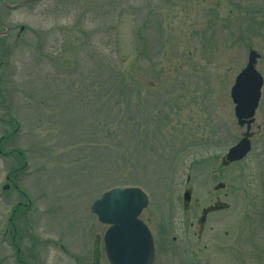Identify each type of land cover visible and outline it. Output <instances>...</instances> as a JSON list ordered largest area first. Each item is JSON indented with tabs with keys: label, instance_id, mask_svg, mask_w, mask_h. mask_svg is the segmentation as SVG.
Returning <instances> with one entry per match:
<instances>
[{
	"label": "rangeland",
	"instance_id": "rangeland-1",
	"mask_svg": "<svg viewBox=\"0 0 264 264\" xmlns=\"http://www.w3.org/2000/svg\"><path fill=\"white\" fill-rule=\"evenodd\" d=\"M0 18V264H92L108 227L92 203L119 185L150 195L152 264H264V84L252 151L222 164L248 130L231 87L250 50L264 78V0H38ZM217 194L229 208L200 241Z\"/></svg>",
	"mask_w": 264,
	"mask_h": 264
},
{
	"label": "water",
	"instance_id": "water-1",
	"mask_svg": "<svg viewBox=\"0 0 264 264\" xmlns=\"http://www.w3.org/2000/svg\"><path fill=\"white\" fill-rule=\"evenodd\" d=\"M11 6L17 8L25 2ZM260 54L256 50L249 53L248 63L237 75L231 90L235 102V114L238 124L243 127L247 124V131L243 138L232 146L223 158V164L239 161L247 156L252 148L249 132L251 123L261 99L263 77L256 68ZM224 187L220 183L216 189ZM191 189L184 195L185 208H188L191 200ZM149 197L143 189L136 186H120L105 191L97 199L92 211L96 213L103 223L110 224L104 236L107 258L111 264H152L155 255L153 237L147 225L139 218L143 209L147 206ZM228 205L217 202L203 210L199 219V237H201L207 215L210 212L223 210ZM101 238L96 236L93 244V264H101Z\"/></svg>",
	"mask_w": 264,
	"mask_h": 264
},
{
	"label": "flooded vegetation",
	"instance_id": "flooded-vegetation-1",
	"mask_svg": "<svg viewBox=\"0 0 264 264\" xmlns=\"http://www.w3.org/2000/svg\"><path fill=\"white\" fill-rule=\"evenodd\" d=\"M25 0H0V13H8L10 11H22L28 7H30L31 5H33L34 3H36L38 0H32L29 2H25L22 5L18 6L17 8H12L11 6H15L18 5L19 3L23 2ZM0 26H2L4 29L0 30V41L4 40L6 37L9 36V34L11 33V28L9 25H7V23L0 18ZM24 30L21 29L20 27V32L18 33L17 37L19 38L21 36V34L23 33ZM190 180V178L188 179ZM226 186H224L221 189H224ZM186 190V189H185ZM215 190L218 191L220 189H216ZM193 191V190H192ZM216 202L220 201V197L219 194L216 195ZM209 216V215H208ZM208 219V217H207ZM207 225V223H206Z\"/></svg>",
	"mask_w": 264,
	"mask_h": 264
}]
</instances>
